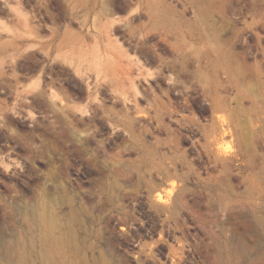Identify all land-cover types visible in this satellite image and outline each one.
<instances>
[{
  "label": "rangeland",
  "instance_id": "374dc122",
  "mask_svg": "<svg viewBox=\"0 0 264 264\" xmlns=\"http://www.w3.org/2000/svg\"><path fill=\"white\" fill-rule=\"evenodd\" d=\"M0 264H264V0H0Z\"/></svg>",
  "mask_w": 264,
  "mask_h": 264
},
{
  "label": "bare ground",
  "instance_id": "6f19581e",
  "mask_svg": "<svg viewBox=\"0 0 264 264\" xmlns=\"http://www.w3.org/2000/svg\"><path fill=\"white\" fill-rule=\"evenodd\" d=\"M172 192H173V189H171V193H172ZM171 193H170V194H171ZM158 199H159V200H162L161 195L158 197Z\"/></svg>",
  "mask_w": 264,
  "mask_h": 264
}]
</instances>
